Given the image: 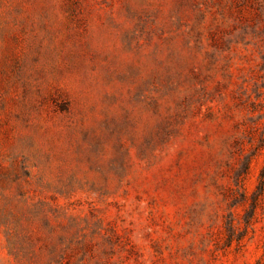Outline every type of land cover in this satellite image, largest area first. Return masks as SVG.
Here are the masks:
<instances>
[{
	"label": "rangeland",
	"instance_id": "374dc122",
	"mask_svg": "<svg viewBox=\"0 0 264 264\" xmlns=\"http://www.w3.org/2000/svg\"><path fill=\"white\" fill-rule=\"evenodd\" d=\"M0 264H264V0H0Z\"/></svg>",
	"mask_w": 264,
	"mask_h": 264
}]
</instances>
